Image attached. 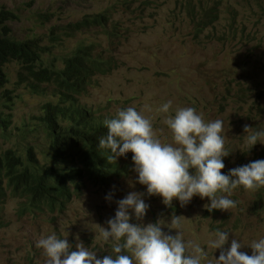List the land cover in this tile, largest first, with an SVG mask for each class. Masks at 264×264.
<instances>
[{
    "label": "rangeland",
    "instance_id": "rangeland-1",
    "mask_svg": "<svg viewBox=\"0 0 264 264\" xmlns=\"http://www.w3.org/2000/svg\"><path fill=\"white\" fill-rule=\"evenodd\" d=\"M0 10L17 16L16 21L6 23L13 38L34 39L47 48L44 65L63 67V58L83 43L93 45L94 54L113 61L112 70L95 75L93 85L79 98L80 104L101 119L115 118L119 110L134 107L151 119L162 143H171V133L163 120L177 108L193 107L206 122H224L222 135L229 155L223 157V174L258 160L250 158L264 144L257 143L248 150L244 126L254 131L264 129V0H0ZM206 10L217 12L218 20L200 32L194 22ZM100 14H106L104 24L108 27L114 22L122 26L114 43H110L105 25H100L98 18L95 22ZM92 18L94 25L80 33H64L70 23ZM55 35L60 38L55 40ZM22 70L17 61L5 69L9 84L0 90V153L15 149L28 161V149L33 147L42 162L49 143L41 119L45 105L58 102L60 92L54 83L36 82ZM168 101L172 105L169 113L157 112ZM70 153L71 165L83 167L79 153ZM132 155L129 152L117 159L130 168L108 182L91 178L84 171L79 181L81 189L71 188L73 198L64 212L29 208L23 214L24 200L10 196L4 204L5 224L0 228V264H44L42 250L35 245L52 234L67 237L72 250L78 237L97 253V258L112 254V243L103 240L100 227L108 228L107 221L114 218L117 202L131 192L144 194L149 208L142 221H137L129 210L130 223L146 226L161 220L162 230L175 235L176 230L168 229L170 218L183 216L179 231L185 242L200 245L209 260L220 255V249L215 251L207 244L218 230L229 233L225 249L237 239L244 246L241 251L248 255L252 250L247 246L264 238V188L234 189L231 200L236 207L222 211V216L205 217L207 209L198 195L184 207L174 200L170 210L161 197H149L146 186L137 182ZM46 162L54 165L50 160ZM190 174L194 170L190 169Z\"/></svg>",
    "mask_w": 264,
    "mask_h": 264
},
{
    "label": "clouds",
    "instance_id": "clouds-1",
    "mask_svg": "<svg viewBox=\"0 0 264 264\" xmlns=\"http://www.w3.org/2000/svg\"><path fill=\"white\" fill-rule=\"evenodd\" d=\"M171 106L168 101L157 112L167 114ZM163 123L171 133V143H162L156 137L151 119L142 111L128 107L119 110L115 118L104 121L107 134L98 142L99 148L110 150L108 161L116 163L119 157L129 152L133 154L137 182L146 186L149 197H161L168 207L178 200L184 207L198 195L201 199H209L210 204L205 205L209 212L229 211L236 207V202L217 193L230 195L238 187L246 191L264 188V160L231 169L227 175L222 173L223 157L229 155L225 151L222 120L206 122L195 108L186 107L177 108ZM244 132L248 150L257 143L264 144V129L254 131L245 125ZM261 150L262 155L258 152L250 159L264 158V146ZM190 169L194 174H190ZM107 199L111 200V194ZM117 203L114 218L107 221L108 228L98 225L103 240L112 243V254L97 258V253L79 242L78 237L75 250H72L67 237L61 239L52 234L40 238L35 245L42 250L44 264H202L204 261L207 264H264V238L253 240L247 246L252 250L248 255L241 251L244 246L237 239L225 249L229 233L218 230L208 246L215 251L220 249V255L218 259L209 260L200 245L185 242L179 231L183 216H171L168 229L176 230V234L169 235L162 230L161 220L146 226L130 223L129 210L137 221H142L148 211L144 194L131 192Z\"/></svg>",
    "mask_w": 264,
    "mask_h": 264
},
{
    "label": "trees",
    "instance_id": "trees-1",
    "mask_svg": "<svg viewBox=\"0 0 264 264\" xmlns=\"http://www.w3.org/2000/svg\"><path fill=\"white\" fill-rule=\"evenodd\" d=\"M218 16L217 12L206 10L194 23L202 32L212 26ZM97 18L100 25H105L110 43H114L122 26L114 22L108 27L104 24L106 14L97 15L95 22ZM16 19L15 14L0 10V90L9 84L5 71L7 65L17 61L22 64L24 75L39 83H54L60 95L58 102L49 101L45 105V115L41 119L47 128L45 141L49 143L44 158L54 165H49L46 160L41 162L33 147L28 149V161L15 149L0 153V228L5 224L4 204L10 196L24 200L23 214L29 208L64 212L73 198L71 188L81 189L79 181L84 171L91 178L100 177L101 182H108L112 178H119L130 168L118 160L116 163L108 161L110 150L98 146L99 139L107 134L104 125L106 119H101L79 103L81 95L93 85V77L110 72L113 61L94 54V46L83 43L63 58V67L44 65L43 56L47 48L34 39L22 41L13 38L6 23ZM93 19L72 22L66 26L64 33H80L86 26L94 25ZM55 37V40L60 38L59 35ZM121 37L119 35V39ZM70 152L79 153L83 167L71 165ZM259 154L262 155L263 151H259Z\"/></svg>",
    "mask_w": 264,
    "mask_h": 264
},
{
    "label": "bare ground",
    "instance_id": "bare-ground-1",
    "mask_svg": "<svg viewBox=\"0 0 264 264\" xmlns=\"http://www.w3.org/2000/svg\"><path fill=\"white\" fill-rule=\"evenodd\" d=\"M168 1V0H167ZM256 2V1H255ZM258 2V1H257ZM152 4V3H151ZM166 4V3H165ZM155 5V4H154ZM144 6V5H143ZM149 9H150V7H149ZM156 10V9H155ZM148 13V12H147ZM153 20V19H152ZM230 48V47H229ZM245 48H246V46H245ZM233 54V53H232ZM254 56V55H253ZM250 60V59H249ZM242 70V69H241ZM257 70H259V69H257ZM264 74V73H263ZM253 75V74H252ZM248 79V78H247ZM179 80V79H178ZM177 81V80H176ZM175 83V82H174ZM262 83V82H261ZM259 87V86H258ZM247 93V92H246ZM252 95V94H251ZM259 99V98H258ZM258 99H256V100H258ZM256 104V103H255ZM259 110V109H258ZM260 114V113H259ZM248 120V119H247ZM240 122V121H239ZM248 122V121H247ZM252 122V121H251ZM246 134V133H245ZM239 141V140H238ZM253 154V153H252ZM254 155V154H253ZM233 157V156H232ZM255 160V159H254ZM224 162V161H223ZM124 173H126V172H124ZM225 174V173H224ZM237 191V190H236ZM243 191V190H242ZM258 192V191H257ZM236 193V192H235ZM241 193V192H240ZM262 193V192H261ZM217 195L218 196H220V195H223L222 193H217ZM226 196V195H225ZM261 196V195H260ZM259 196V197H260ZM160 198V197H159ZM228 198L229 199H233V197H232V195L230 194V195H228ZM253 198V197H252ZM257 198H258V196H257ZM199 200H204V204L206 205V204H210V201H209V199L208 198H204V199H201L200 197L198 198ZM254 199V198H253ZM261 199V198H260ZM257 200V199H256ZM264 200V199H263ZM254 202H256V201H254ZM253 202V203H254ZM245 204V203H244ZM264 204V203H263ZM254 205V204H253ZM246 206V205H245ZM260 207V206H259ZM246 208V207H245ZM250 208V207H249ZM168 209H172L171 207L170 208H168ZM253 209V208H252ZM253 211V210H252ZM258 211V210H257ZM221 212H222V210H213L212 212H209L208 210L206 211V216L205 217H217V216H220L221 215ZM237 213V212H236ZM251 213V212H250ZM253 213V212H252ZM257 213V212H256ZM246 214H248V212L246 213ZM245 215V214H244ZM256 215V214H255ZM222 216V215H221ZM230 216H231V214H230ZM233 216V215H232ZM257 216V215H256ZM227 217V216H226ZM233 218V217H232ZM254 218V217H253ZM243 219V218H242ZM248 220V219H247ZM244 222V221H243ZM253 222H255V221H253ZM237 223H238V221H237ZM213 224V223H212ZM217 224V223H216ZM237 225V224H236ZM231 226H232V224H231ZM235 227V226H234ZM242 227V226H241ZM250 227V226H249ZM218 228V227H217ZM239 228V227H238ZM244 231V230H243ZM240 232V231H239ZM260 235V234H259ZM260 238V237H259ZM207 244H208V241H207ZM205 248V247H204Z\"/></svg>",
    "mask_w": 264,
    "mask_h": 264
}]
</instances>
